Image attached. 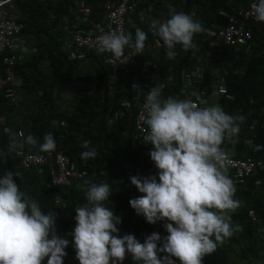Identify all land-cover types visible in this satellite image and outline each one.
<instances>
[{"label":"clouds","instance_id":"clouds-1","mask_svg":"<svg viewBox=\"0 0 264 264\" xmlns=\"http://www.w3.org/2000/svg\"><path fill=\"white\" fill-rule=\"evenodd\" d=\"M184 10L153 23L170 59L175 58L177 46L184 50L194 48L196 34L205 30L192 18L190 10L187 13ZM251 12L256 21L264 22V0H252ZM146 40L147 33L140 28H136L134 35L110 31L100 36L98 50L111 53L108 60L111 64L113 60L123 58L126 49L133 53L131 57L141 54ZM129 59H124L121 64ZM80 64V69L85 67L91 74H95L98 68V72L106 70L94 57ZM107 77L109 83L108 71ZM132 79L133 75H129L119 82L129 84ZM66 88L68 94H62L60 98L64 108L70 106L83 84L76 87L71 82ZM164 96L167 98L162 97L155 87L145 96L147 128L139 138L150 145L139 147L136 153L131 147L119 154L126 156L120 159V166L139 168L135 172L130 170L127 178L132 186L131 195L137 196L129 200L130 206L136 214L154 224L152 230L149 227L146 231L148 235L143 242L141 236L132 233L119 235L122 216L105 203L113 200L108 179L100 183H84L85 202L75 208V226L67 236H61L57 231L58 213L55 209L49 208L45 212L44 207L27 195L14 179L19 173L5 170L0 172V264H45V258L46 264H64L70 243L79 264H123L128 256L134 264H177L174 258L179 259V264H204L203 257L214 253L225 239L238 236V239L246 238L248 244L251 243L245 232L240 234L242 222L239 223L237 217L231 220V216L245 209L252 196H264V174L250 176L246 183L235 188L233 179L227 174L228 155L222 148L226 139L238 134L239 122L244 117L226 112L219 104H206L203 100L197 103L166 93ZM123 98L130 99L131 95L124 93L120 106ZM120 109L122 107L112 114ZM127 114L130 120L131 113ZM61 123L66 124L65 121ZM25 142L39 143L40 150L47 152L57 147L52 133H45L42 142L29 134ZM116 143L112 147L120 148L121 144ZM82 147L85 149L80 153L82 160L97 156L90 141H83ZM14 148L15 142L9 150ZM148 150L150 154L147 155ZM142 154L146 160L142 159ZM4 157L5 153L0 151V159ZM147 162L149 164H145ZM141 166L152 171L147 173ZM74 183L80 184L78 181ZM245 196H251V199H245ZM56 202L62 204L63 201L58 197ZM252 210L261 215L257 208L251 207L247 218L258 226L264 239V218L261 215L260 221L252 220ZM160 230L168 234L164 236ZM247 251L251 254L248 248Z\"/></svg>","mask_w":264,"mask_h":264},{"label":"trees","instance_id":"trees-1","mask_svg":"<svg viewBox=\"0 0 264 264\" xmlns=\"http://www.w3.org/2000/svg\"><path fill=\"white\" fill-rule=\"evenodd\" d=\"M229 1L231 0H187L183 12L187 13L194 5L199 10L210 8V4L212 8L229 7ZM241 1L244 0H233L232 2ZM90 2L93 4L95 14H97L95 11L103 10L102 0H90ZM15 3L17 14L25 23V32L31 36L37 35L40 41V51L32 56V61L19 64L22 68L21 75L25 76L26 84L30 83L26 85L29 87L24 89L34 92L33 95L37 94L38 90H42L43 94L33 97L31 100L25 98L24 101L13 106L9 105L7 99L0 93V116L3 115L6 118L5 121L0 122V151L5 153V157L0 159V172L17 171L19 177H14V179L20 184L21 189L36 199L44 207L45 212L49 208L55 209L58 213L57 231L61 236H67L76 223L74 219L76 206L85 202L86 185L85 181H83L84 185L70 183L56 186L52 183V172L59 170L56 155L63 150L70 161L74 163L75 169L80 173L86 171L89 173L88 183H100L106 179L110 181L107 183L112 187L111 197L113 200L105 203L116 214L122 216V223L118 225L119 235L132 233L136 237L141 236L143 242L148 235L146 231L149 227L152 230L154 224L147 222L142 215L136 214L130 206L129 200L137 196L131 195L132 186L127 178L129 170L133 169L135 172L139 168L131 166L124 169L119 165L120 159L126 157L119 154L129 151L131 148L130 138L121 137L122 131L131 130V121L127 113L122 117H115V114H112L114 110L121 107L120 100L124 93H111L106 70L98 72L100 69L98 68L97 71L95 70V74H91L86 72L85 68H79V61L68 60L57 35L50 32L47 24L52 12L55 13L57 19L55 21L58 22L59 14L62 12L59 10H65V6L59 8L53 1L49 2L51 5L30 0H15ZM252 27V47L248 51L244 49L235 53L233 48L224 44L211 47L209 40L203 41L202 39L194 40L196 46L188 50L178 46L180 53L167 95L179 91L184 70L195 62L196 57L193 56V52L203 56L202 62L206 68L207 82L212 80L210 71L215 66H227L229 68L227 82L235 99L228 101L227 106L224 107L225 111L228 113L237 111L238 115L244 117L243 121L239 122V137L245 138L256 134L258 137L256 144L259 150L264 142V24L253 23ZM138 28L147 33L145 45L154 36H158L148 26L141 25ZM135 30L131 29L130 32L134 35ZM145 57L144 54L140 58V64ZM40 62H44L46 66L37 71ZM25 65L30 66L31 69H25L23 72ZM152 74L155 79L166 77L168 75L167 68L163 65L158 70H152ZM31 82L34 83L32 87ZM71 82H74L76 87L82 83L83 88L74 96L75 99L72 100L70 106L64 108L65 105L61 103L60 99L64 93L61 91L70 87ZM110 114L112 115L110 116ZM107 116L114 119L112 129L115 131L109 132V127L106 125ZM256 119L257 122L254 121ZM61 121H65L66 124L62 125ZM252 124L256 125V130L250 128ZM19 128L25 131V138L31 134L39 142H42L45 133H52L56 140L57 147L52 151L54 154L52 161L39 165V171L37 167L21 168L15 152L9 150L12 140L11 133ZM85 140L90 141V147H94L97 151V156L87 161L80 157V153L85 150L82 147ZM116 142L121 144L120 148L112 147L117 144ZM25 144L29 150H40L39 143L33 145L25 142ZM43 152L47 153V151ZM141 157L146 160L144 154ZM137 159L140 160V158ZM145 164H149V162ZM141 168L147 173L152 171L146 166H141ZM58 197L62 199V204L56 202ZM244 198L251 199V196ZM251 207L257 208L264 218L263 195L252 196V200L246 202L245 209L237 211L236 214H233L235 210L231 212V215L233 214L231 220L237 217L239 223L242 222L243 230L240 234L245 232L251 238V243L248 244L246 238L238 239V236L230 240L225 239L219 244L220 246L218 245L214 253L203 257L204 264H264V239L260 236L258 226L247 218L248 209ZM160 233L164 236L168 234L161 230ZM247 248L251 254L248 253ZM66 251L67 256L64 258V264H79L71 243L67 246ZM174 259L179 264V259ZM46 260L47 258H45V264ZM123 264H134V262L128 256Z\"/></svg>","mask_w":264,"mask_h":264},{"label":"built area","instance_id":"built-area-1","mask_svg":"<svg viewBox=\"0 0 264 264\" xmlns=\"http://www.w3.org/2000/svg\"><path fill=\"white\" fill-rule=\"evenodd\" d=\"M50 4V1L60 8L65 6V10L59 14V21H55L56 15L51 13L47 24L50 32L59 40V43L67 54L70 61H83L95 58L101 62L109 72V83L111 93L122 91L126 95L130 94L131 98H123L121 101L122 109L115 111V117L126 116L131 113V130L122 131L123 138L129 137L131 140L132 152L141 146H148L141 137L146 131L145 118L147 110L145 107V96L147 92L155 87L159 89L162 97L170 87L173 80V73L176 69V61L180 50L177 46L176 56L170 59L166 55V48L159 36H154L152 40L145 45L141 54H133L131 50L126 49L125 56L121 59L113 60L110 64L108 60L111 53L100 52L99 38L102 34L110 31L130 32L141 25L148 26L154 33L153 23L160 22L169 18L176 12H181L187 0H105L103 3L104 13L100 18L93 15V4L90 0H30ZM229 1V7H213L214 10H199L197 6H192L190 15L196 21H199L204 31L196 34V39L203 41L209 40L210 46L215 47L224 44L239 53L244 49H251L253 39V29L248 26L249 22H258L254 19L251 12L252 0H245L241 3ZM209 8V7H208ZM60 13V12H59ZM25 23L17 14L15 0H0V93L7 99L9 105H17L18 102L24 101L25 98L32 99L43 94L38 90L37 94L29 92L30 83L25 82V76L21 75V65L32 61V56L40 51V41L37 35H29L25 32ZM146 55L140 64V58ZM196 57L192 66L184 70L182 84L178 94L171 95L178 99H191L197 103L203 100L206 104H219L221 101L228 102L235 99V95L230 91L227 75L229 68L227 66H215L210 75L212 80L207 84L204 83L205 66L202 62L203 56L193 52ZM130 58V59H129ZM29 59V60H28ZM124 59H129L121 64ZM247 62V61H246ZM245 62V64H246ZM82 65V64H80ZM166 66L168 75L155 79L152 70H158ZM46 64L40 62L38 69H44ZM31 69L25 65V69ZM149 74L152 76L150 77ZM129 75H133L131 83L119 81L125 80ZM34 83L31 82V87ZM130 86V87H129ZM168 96V95H167ZM133 110L135 114L133 115ZM241 110V109H240ZM239 110V111H240ZM230 113V112H229ZM238 115L236 113H230ZM112 114H110L111 116ZM5 116H0V122L5 121ZM107 126L110 131L114 126V119L107 116ZM250 128L253 130L255 125ZM11 145L15 142L16 157L19 160L21 168H32L46 162L50 163L54 154L52 151L43 152L41 150H29L25 144V131L16 129L11 133ZM118 138V137H117ZM239 132L235 136L228 138L222 144V148L228 155L227 174L233 179L235 188L240 184L246 183L250 176L264 174V160L252 157H241L237 146L239 144ZM251 141H248L250 143ZM63 151V150H62ZM56 155L58 172H52V183L55 185L73 184L78 181L83 184L87 181L89 173L86 171L80 173L75 169V165L63 151ZM146 154H150L149 150ZM129 165H124V169ZM86 174V175H84ZM129 174L131 171L129 170ZM251 219L260 221L258 213L250 211Z\"/></svg>","mask_w":264,"mask_h":264},{"label":"crops","instance_id":"crops-1","mask_svg":"<svg viewBox=\"0 0 264 264\" xmlns=\"http://www.w3.org/2000/svg\"><path fill=\"white\" fill-rule=\"evenodd\" d=\"M245 1V0H244ZM244 1H241V2H244ZM241 2H237V3H241ZM212 8H204V9H201L202 11H204V10H211ZM97 14H95L94 13V11H93V15H94V17H96V18H100V16L103 14V10H99L98 12L97 11H95ZM253 23H256V22H249V24H248V26L249 27H251L252 29H253V27H252V25H253ZM256 24H258V23H256ZM85 68V67H84ZM87 69H88V71H92V69H90V68H88V67H86ZM149 76L150 77H152L150 74H149ZM207 79V78H206ZM204 83L205 84H207L208 82H207V80H205L204 81ZM182 84V83H181ZM180 87H181V85H180ZM61 91V90H60ZM179 91H180V89H179ZM178 91V92H179ZM177 92V93H178ZM61 93H64V94H68V91H66V90H64L63 89V91H61ZM68 96V95H67ZM67 100H69V99H67ZM223 103H225V104H223ZM227 103L228 102H223V101H221L220 103H219V105L220 106H222L223 107V109L225 110V106H227ZM230 113H236V114H238L237 113V111H235V112H230ZM255 122H257V119L256 120H254ZM240 124V123H239ZM256 126V125H255ZM257 128L255 127L253 130H256ZM239 130H240V128H239ZM258 137L256 136V134H253L252 136H247V137H245V138H243V137H239V144H238V146H237V150L239 151V154H240V156L241 157H244V158H246V157H252V158H255V159H264V142H263V144L260 146V149L258 150L257 149V144H256V139H257ZM248 141H251L250 143H248ZM255 153V154H252V153ZM263 187H264V184L262 185Z\"/></svg>","mask_w":264,"mask_h":264}]
</instances>
